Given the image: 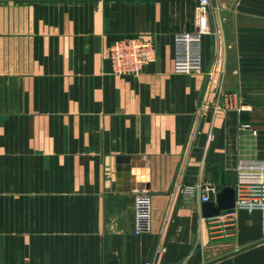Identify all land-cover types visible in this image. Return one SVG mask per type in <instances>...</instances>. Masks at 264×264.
I'll return each instance as SVG.
<instances>
[{"label":"crops","instance_id":"0c3cea01","mask_svg":"<svg viewBox=\"0 0 264 264\" xmlns=\"http://www.w3.org/2000/svg\"><path fill=\"white\" fill-rule=\"evenodd\" d=\"M206 14L186 74L174 36L199 28L197 0H0V264H264L259 210L207 217L187 191L264 158V0ZM137 34L156 58L113 74L110 45ZM228 92L239 107L217 109Z\"/></svg>","mask_w":264,"mask_h":264},{"label":"built area","instance_id":"2783aa9c","mask_svg":"<svg viewBox=\"0 0 264 264\" xmlns=\"http://www.w3.org/2000/svg\"><path fill=\"white\" fill-rule=\"evenodd\" d=\"M199 28L195 31H182L174 36V69L179 73L200 72L203 68V35L207 31V10L211 0H197ZM156 58V47L152 39L143 35L124 36L116 39L109 47V59L112 73L116 75H138L145 64ZM240 100L235 92L224 93L220 102H215L217 109L238 108ZM250 128V123H243ZM212 138L213 135L209 134ZM238 177L235 185V206L228 209L233 217L237 210H259L262 213V231L264 237V158L242 159L237 167ZM191 195L201 193L202 200H212L210 194L220 190L215 185L189 186ZM136 234L149 232L152 228V198L149 191L137 194L134 203ZM219 216V215H218Z\"/></svg>","mask_w":264,"mask_h":264},{"label":"water","instance_id":"95a60500","mask_svg":"<svg viewBox=\"0 0 264 264\" xmlns=\"http://www.w3.org/2000/svg\"><path fill=\"white\" fill-rule=\"evenodd\" d=\"M130 159V156H120L118 160ZM235 206V188L232 186L223 187L214 200L205 201L202 210L205 216H218L222 211L231 209Z\"/></svg>","mask_w":264,"mask_h":264}]
</instances>
